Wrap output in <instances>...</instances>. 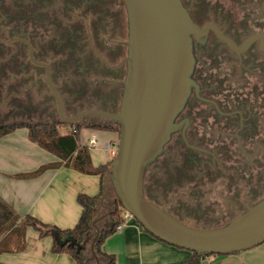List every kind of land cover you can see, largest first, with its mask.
<instances>
[{
    "label": "flooded vegetation",
    "instance_id": "flooded-vegetation-1",
    "mask_svg": "<svg viewBox=\"0 0 264 264\" xmlns=\"http://www.w3.org/2000/svg\"><path fill=\"white\" fill-rule=\"evenodd\" d=\"M181 1L195 24L216 31L192 37L190 92L143 190L184 223L220 226L264 197V0ZM126 55L121 0H0V111L32 90L52 97L62 121L47 71L67 117L82 112L72 106L85 82L89 95L112 84L97 94L117 111ZM94 117L105 119L78 123L100 124Z\"/></svg>",
    "mask_w": 264,
    "mask_h": 264
},
{
    "label": "water",
    "instance_id": "water-1",
    "mask_svg": "<svg viewBox=\"0 0 264 264\" xmlns=\"http://www.w3.org/2000/svg\"><path fill=\"white\" fill-rule=\"evenodd\" d=\"M127 17L126 71L117 111L87 109L73 117L64 113L62 99L46 80L58 114L67 124L96 115L118 126V146L110 171L104 177L103 199L111 189L120 207L151 235L198 255L230 254L264 242V197L223 225L199 228L184 223L151 201L143 190L145 169L163 151L176 124L174 118L186 102L194 65L192 37L211 27L195 24L181 0H121ZM104 207V206H103ZM95 218L91 226L100 230ZM96 264L98 261L96 259Z\"/></svg>",
    "mask_w": 264,
    "mask_h": 264
},
{
    "label": "crops",
    "instance_id": "crops-1",
    "mask_svg": "<svg viewBox=\"0 0 264 264\" xmlns=\"http://www.w3.org/2000/svg\"><path fill=\"white\" fill-rule=\"evenodd\" d=\"M86 124L81 123L79 146H85L89 150L94 166L108 164L117 150L118 131L113 127L102 129ZM63 126H67V130H63ZM63 126L60 127L63 132L71 128V125ZM92 135L97 139L96 145L88 147V138ZM59 162L61 161L54 154L28 139L25 127L1 136L0 196L20 216L29 214L59 228H71L81 212L76 201L77 195L97 194L99 176L82 174L62 163L58 164ZM40 167L45 169L39 174L30 175ZM107 208L111 209L110 206H101L98 201V217L106 214ZM109 214L96 222L99 230L110 224ZM6 238L4 250L0 252L1 263L75 264L68 254H53L51 238H40L38 232L31 227L25 229L23 240H18L16 234L7 235ZM20 246L22 247L19 249ZM101 249L112 254L117 264H182L191 255V251L187 249L154 237L134 218L127 219L120 231L108 235ZM197 264H264V242L240 252L204 255Z\"/></svg>",
    "mask_w": 264,
    "mask_h": 264
},
{
    "label": "trees",
    "instance_id": "trees-1",
    "mask_svg": "<svg viewBox=\"0 0 264 264\" xmlns=\"http://www.w3.org/2000/svg\"><path fill=\"white\" fill-rule=\"evenodd\" d=\"M105 120L110 122L108 119ZM63 125H71L74 129L69 128L68 131L61 132L60 127ZM86 126L102 129H111L113 127L118 131V126L113 122L110 125L87 123ZM22 127L27 128L30 141L54 154L61 161L58 164L61 165L62 163L64 166L71 167L82 174L99 176V191L95 195L84 193L77 195L76 201L81 207L79 218L74 226L64 229L42 222L29 214L18 215L0 196V252L4 250L3 244L7 241V235L16 234L18 240L19 238L23 240L25 229L31 227L38 232L40 238L47 236L51 238V252L53 254H68L75 264H96V259L98 264H117L112 254H108L101 249L105 238L112 234L116 226L122 221V209L115 196L109 214L110 224L100 229L99 236L93 244L94 256L90 250L93 239L91 235L94 230L91 222L99 215L97 210L98 201L103 194L104 177L109 173L112 161L108 164L97 166L92 164L89 150L85 146H79L78 144L79 130L82 127L81 123L67 124L57 120L19 119L12 123H0V137ZM44 169L45 167H40L30 175L39 174ZM21 244L23 245V242ZM202 256L191 252V255L182 264H197ZM0 264L4 263L0 262Z\"/></svg>",
    "mask_w": 264,
    "mask_h": 264
},
{
    "label": "rangeland",
    "instance_id": "rangeland-1",
    "mask_svg": "<svg viewBox=\"0 0 264 264\" xmlns=\"http://www.w3.org/2000/svg\"><path fill=\"white\" fill-rule=\"evenodd\" d=\"M14 73H17V70L14 71ZM69 74L77 76L78 72H69ZM52 76L54 79L56 78L55 73L52 72ZM92 75H87L85 77L86 81H90L89 78H91ZM82 86V88L77 90L76 94V101L74 103L73 110L74 111H83L88 108H95V109H102V110H112L110 105H105L101 99H99L98 94H97V89L106 87L109 88V86H113L112 84H105V83H100L96 86H94L95 93L93 95H89V92H91V82L88 84L85 82ZM44 87L40 88L43 89ZM105 89V88H104ZM64 94V93H63ZM19 98V99H18ZM17 100L12 102V105L17 106L18 109H14L11 105L10 102H8V107L4 108V111H0V123H12L15 120L19 119H26V120H34V119H41V120H57V115L56 112L53 111L55 109L54 105V100L52 97L45 95L44 97L41 98H36L33 94V91L30 90L29 96L27 95L26 97H18ZM10 101V100H9ZM65 112L70 113L71 110H69L65 106ZM100 117V116H99ZM95 120H100L101 123H112L111 121L108 122L105 119H100L98 117ZM63 132L62 130H60ZM261 198L255 199L254 202L258 201ZM114 201V194L112 193V190L109 189L107 196L104 198L103 206H112ZM104 211V209H102ZM107 224L106 222H104ZM103 225V224H101ZM199 228H211V227H216V226H211V225H206V224H196L194 225ZM95 229L92 232L91 238H93L95 235ZM186 250V249H185Z\"/></svg>",
    "mask_w": 264,
    "mask_h": 264
},
{
    "label": "built area",
    "instance_id": "built-area-1",
    "mask_svg": "<svg viewBox=\"0 0 264 264\" xmlns=\"http://www.w3.org/2000/svg\"><path fill=\"white\" fill-rule=\"evenodd\" d=\"M62 129L63 130H67V128L65 126H63ZM71 129H74V127H71ZM96 141H97V139H96L95 136H93V135L90 136L88 138V147L95 146L96 145ZM121 217H122V221L116 226L115 231H120L122 229V227L125 225L126 220L130 219V218H133V216L128 211H126L125 209H122Z\"/></svg>",
    "mask_w": 264,
    "mask_h": 264
}]
</instances>
